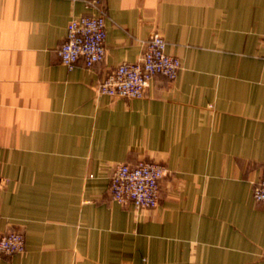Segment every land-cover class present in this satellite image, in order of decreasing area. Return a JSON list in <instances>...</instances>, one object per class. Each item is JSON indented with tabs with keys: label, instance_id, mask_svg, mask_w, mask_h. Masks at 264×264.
<instances>
[{
	"label": "crops",
	"instance_id": "obj_1",
	"mask_svg": "<svg viewBox=\"0 0 264 264\" xmlns=\"http://www.w3.org/2000/svg\"><path fill=\"white\" fill-rule=\"evenodd\" d=\"M89 0H0V264H264V0H101L105 60L58 53ZM154 31L180 58L138 99L98 94ZM170 171L154 209L110 194L119 163Z\"/></svg>",
	"mask_w": 264,
	"mask_h": 264
},
{
	"label": "built area",
	"instance_id": "obj_2",
	"mask_svg": "<svg viewBox=\"0 0 264 264\" xmlns=\"http://www.w3.org/2000/svg\"><path fill=\"white\" fill-rule=\"evenodd\" d=\"M96 12L73 17L67 34L58 49L61 62L73 69L79 60L87 67L102 63L107 54V14L101 0H89ZM145 50L140 60L123 62L98 86V94L113 98L138 99L145 96L151 80L162 75L169 80L178 77L182 67L180 58L167 53V41L162 33L154 31L144 41ZM1 172V159H0ZM170 174L162 163L141 160L135 165L119 163L110 182L113 200L121 204H134L138 209H154L161 199V184ZM253 199L264 205V166L261 181L253 187ZM26 238L20 231L0 237V255L25 253Z\"/></svg>",
	"mask_w": 264,
	"mask_h": 264
}]
</instances>
